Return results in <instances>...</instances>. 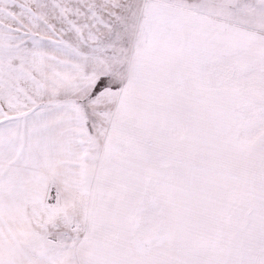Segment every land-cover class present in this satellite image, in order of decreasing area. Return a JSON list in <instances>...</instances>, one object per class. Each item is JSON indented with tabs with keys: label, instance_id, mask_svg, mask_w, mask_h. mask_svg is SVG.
Instances as JSON below:
<instances>
[{
	"label": "snow or ice",
	"instance_id": "obj_1",
	"mask_svg": "<svg viewBox=\"0 0 264 264\" xmlns=\"http://www.w3.org/2000/svg\"><path fill=\"white\" fill-rule=\"evenodd\" d=\"M0 264H264V0H0Z\"/></svg>",
	"mask_w": 264,
	"mask_h": 264
}]
</instances>
